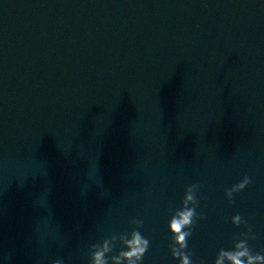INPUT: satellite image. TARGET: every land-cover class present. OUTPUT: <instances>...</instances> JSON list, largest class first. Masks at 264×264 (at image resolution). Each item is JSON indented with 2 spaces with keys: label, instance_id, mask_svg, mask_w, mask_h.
<instances>
[{
  "label": "water",
  "instance_id": "obj_1",
  "mask_svg": "<svg viewBox=\"0 0 264 264\" xmlns=\"http://www.w3.org/2000/svg\"><path fill=\"white\" fill-rule=\"evenodd\" d=\"M193 182L198 264L236 211L264 249V2L0 0V264H87L133 216L142 264H176Z\"/></svg>",
  "mask_w": 264,
  "mask_h": 264
},
{
  "label": "clouds",
  "instance_id": "obj_2",
  "mask_svg": "<svg viewBox=\"0 0 264 264\" xmlns=\"http://www.w3.org/2000/svg\"><path fill=\"white\" fill-rule=\"evenodd\" d=\"M251 179V176L244 174L230 187L224 189L229 203L233 202V194L244 189ZM197 187L198 182L185 185L182 206L170 209L167 226L171 237L168 248L176 264H198V261L192 258L193 253L188 248L187 239L192 234L196 218L204 216L203 212L196 210ZM225 219L230 220L233 225H243L244 229L233 235L231 247H220L217 250L212 264H264V249L253 250L249 243V239L257 235L253 231V225L239 211ZM142 223L141 219L130 217L131 228L119 233L113 232L98 242L90 243L87 264H142L144 253L150 244L148 237L140 231ZM50 264H64V260L58 257L52 259ZM199 264L205 262L200 261Z\"/></svg>",
  "mask_w": 264,
  "mask_h": 264
}]
</instances>
